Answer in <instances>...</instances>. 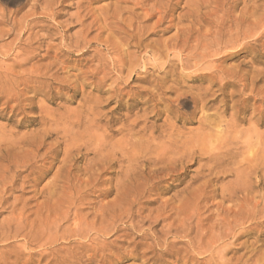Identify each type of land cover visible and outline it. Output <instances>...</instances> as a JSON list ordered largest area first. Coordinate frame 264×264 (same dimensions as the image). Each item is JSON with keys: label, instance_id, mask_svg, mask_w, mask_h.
<instances>
[{"label": "rangeland", "instance_id": "rangeland-1", "mask_svg": "<svg viewBox=\"0 0 264 264\" xmlns=\"http://www.w3.org/2000/svg\"><path fill=\"white\" fill-rule=\"evenodd\" d=\"M245 1L170 0L169 8L164 9L161 5L166 0H0V264H52L50 259L66 256L65 250L56 249L68 248L72 256H79L69 257V262L87 264L84 256L91 251L79 249V244L102 249L107 264H182L170 257H152L147 245H139L140 232H148L150 225L154 232L166 223L184 221V226L191 228L187 238H192L198 251V244L206 246L208 234L209 239L213 233L224 234V220L231 225L237 222L231 231L234 236L216 244L217 255L222 253L226 264L253 263L250 258L255 261L254 249H264V222L256 225L244 219L255 202L253 194L241 190L230 201L220 197L222 188L242 183L236 182V169L242 180L247 179L245 186L253 183L252 166L264 158V113H260L264 109V0H256L255 8L246 6ZM195 4L198 9L193 12ZM152 5L157 13L151 14ZM167 9L168 13L163 12ZM221 24L223 41L238 29L241 34L250 31L252 37L243 46L230 45L223 54L210 56L208 44ZM184 39L186 50L182 49ZM185 98H199L200 102H181ZM224 109L227 111L220 120L211 115ZM202 113L210 115L220 129L235 117L242 119L230 130L233 136L218 133V139L213 138L212 145L219 141L224 147L218 144L220 157L208 163L209 144L200 141L203 135L206 138V132L200 130ZM257 118L260 123L255 126ZM171 129L175 141L168 138ZM238 134L240 138L235 139ZM250 135L262 141L253 139L250 146L257 143L249 146L253 150L233 145ZM167 143H175L183 157L170 159V153L163 163L147 161L156 158L159 147L162 151ZM139 149L144 159L134 162L132 156L136 157ZM31 152L33 158L29 159ZM3 155H10L9 160H2ZM28 159V167L16 166ZM108 159L113 163L107 169ZM215 163V171L225 175L214 179L199 173L206 175ZM65 169L71 170L66 173ZM156 170L154 175L149 173ZM123 175L130 177L129 181ZM204 185L206 189L200 192ZM159 209L158 216L165 214L170 219L157 226L149 224ZM86 228L89 238L80 234ZM74 232L78 236L69 239ZM200 257L206 262L210 258Z\"/></svg>", "mask_w": 264, "mask_h": 264}, {"label": "bare ground", "instance_id": "bare-ground-1", "mask_svg": "<svg viewBox=\"0 0 264 264\" xmlns=\"http://www.w3.org/2000/svg\"><path fill=\"white\" fill-rule=\"evenodd\" d=\"M156 1V0H155ZM167 2L165 3V4H162V3H159V5H161V8H164V9H166V8H169V5H170V0H166ZM246 2V6H251V7H253V8H255L256 7V0H247V1H245ZM221 3V2H220ZM119 4V3H118ZM194 4V3H193ZM185 5V4H184ZM186 5H188L189 6V3L187 2L186 3ZM209 5V4H208ZM153 6V5H152ZM157 6V5H156ZM192 6H194L195 7V9L196 10H194L193 12H195V11H197V9H198V7L196 6V4L195 5H192ZM190 7H191V4H190ZM244 7V6H243ZM245 8V7H244ZM167 11H169L168 9L167 10H165V11H163V12H166V13H168ZM255 11V10H254ZM158 12V10H156L155 8H154V6L151 8V14H153V13H157ZM200 12V11H199ZM159 13H161L160 11H159ZM149 14V13H148ZM147 14V17L150 15H148ZM263 14H264V12H263ZM194 15V14H193ZM199 15V14H198ZM196 16V15H195ZM264 16V15H263ZM156 17V16H155ZM97 18V17H96ZM149 18H150V16H149ZM219 20V19H218ZM255 23V22H254ZM257 24V23H256ZM153 25V24H152ZM201 26V25H200ZM152 27V26H151ZM206 27V26H205ZM220 28H218L219 30H217L216 31V33H215V35L213 36V39H212V41H210L209 42V49H210V51L209 52H206L207 54L209 53V55L210 56H219V55H221V54H223L224 52L223 51H225V50H227V48L230 46V45H234V44H240V46H243L244 45V41H246L247 39H249L250 37H252V35H251V32L249 31V32H247V33H243V34H241V32H239V29L235 32V34H231L230 36H232V37H230V39H228V40H226V41H223L222 40V36H223V34H225V32H224V28H222V24H221V26H219ZM237 29V28H236ZM201 31V30H200ZM243 32V31H242ZM23 33V32H22ZM229 33V32H228ZM188 34V33H187ZM235 35V36H234ZM179 36V34L177 35V37ZM184 36V35H183ZM187 36V35H186ZM130 37V36H129ZM195 37V36H194ZM114 38V37H113ZM128 38V37H127ZM111 39V38H110ZM179 39V38H178ZM186 39V38H185ZM184 39V40H185ZM206 39V38H205ZM105 40H107V39H105ZM177 40V39H176ZM204 40V39H203ZM79 41V40H78ZM95 41V40H94ZM178 41V40H177ZM201 42V41H200ZM92 43H94L93 41H92ZM25 44V43H24ZM89 45H90V43H88ZM88 45V46H89ZM128 45V44H127ZM139 45H141L140 44V42H139ZM208 45H207V49H208ZM186 46H187V41L185 40L184 41V44H183V50H186V49H184V48H186ZM85 47V46H84ZM166 47V46H165ZM181 48V47H180ZM203 49H204V47H203ZM202 49V50H203ZM69 51V50H68ZM100 51V50H99ZM196 51V50H195ZM208 51V50H207ZM210 52H211V54H210ZM20 53V52H19ZM190 53V55L191 54H195V52H189ZM32 54V53H31ZM19 55V54H18ZM129 55V54H128ZM187 56H188V54H187ZM192 56V55H191ZM200 56H201V53H200ZM130 57V56H129ZM189 57V56H188ZM207 57V56H206ZM21 58H23V57H21ZM24 58H25V56H24ZM23 58V59H24ZM26 58H27V56H26ZM201 58H203V57H201ZM205 58V57H204ZM221 58V57H220ZM28 60H29V58H27ZM26 60V59H25ZM118 60V59H117ZM120 60V59H119ZM124 59H121V61H122V63L123 62H125V61H123ZM131 60V59H130ZM120 63L121 62H119L118 64L120 65ZM131 63V62H130ZM241 63V62H240ZM117 64V65H118ZM124 64V63H123ZM125 64H126V62H125ZM190 64V63H189ZM118 65V66H119ZM127 65V64H126ZM27 66V65H26ZM132 66V65H131ZM25 67V66H24ZM32 67V66H31ZM134 67H135V65H134ZM134 67H133V69H134ZM44 68H46V67H44ZM119 70V69H118ZM225 70H226V68H225ZM93 71V70H92ZM121 71V70H120ZM234 71V70H233ZM232 71V72H233ZM44 72V71H43ZM134 72V71H133ZM132 73V72H131ZM236 73V72H235ZM33 74V73H32ZM216 74V73H215ZM261 74V73H260ZM91 76V75H90ZM213 76V75H212ZM215 76V75H214ZM49 77V76H48ZM42 78H43V76H42ZM244 78H245V76H244ZM76 79V78H75ZM242 79H243V75H242ZM245 80V79H244ZM66 81V80H65ZM57 82V81H56ZM69 82V81H68ZM241 82V81H240ZM50 84V83H49ZM247 84V83H246ZM243 87H245V85H242ZM2 87V86H1ZM208 89V88H207ZM206 89V90H207ZM209 90H210V88H209ZM179 94V93H178ZM263 94V93H262ZM177 95V94H176ZM198 96H201V95H198ZM201 98V97H200ZM181 99V98H180ZM191 100H187L186 98H185V100L184 99H182L181 100V102H187V101H195V102H197V101H199V98H190ZM178 100V99H177ZM201 100V99H200ZM200 102V101H199ZM198 103V102H197ZM196 103V104H197ZM87 104V103H86ZM92 104V103H91ZM234 106V105H233ZM233 106H231V109L233 108ZM86 107V106H85ZM203 107V106H202ZM205 108V107H204ZM203 110V109H202ZM264 110V109H263ZM263 110H261L260 111V113H264V111ZM226 109H224L223 111H221V112H215V113H213V114H211L215 119H217V120H220V117H221V115L222 114H224V113H226ZM45 112V111H44ZM173 112V111H172ZM71 113V112H70ZM69 113V114H70ZM68 114V115H69ZM260 115V114H259ZM45 116V115H44ZM210 115H205V114H203L202 113V116L200 117V120H199V123H200V130L202 131V132H206V133H204L206 136V138H204V135H203V137L202 136H200V137H198V139L197 140H199L201 137V139L202 140H200L202 143H203V141L205 142V141H207V144H209V147H207V150H206V156H208L207 158H205L206 160H207V163L210 161V160H218V158L220 157V153H218V152H220V147H218L217 145L219 144V141H218V144H214L213 143V145H212V141H213V138H214V140H216L215 138H217L218 136H217V134L218 133H225V134H227V133H230L231 134V132L232 131H230V130H233L234 129V127H236V124H238V122H241L242 121V119L241 118H239V117H235V119L232 121V122H230V124H228L226 127H224L223 129H220L221 128V126L220 125H218V124H215V123H213L211 120H210ZM177 119H179V118H177ZM258 119V118H257ZM244 120V119H243ZM256 121V120H255ZM257 122V123H256ZM255 123V126H257V125H259V119L256 121ZM171 125H174V124H171ZM175 126V125H174ZM169 127V126H168ZM171 127V126H170ZM173 128V127H172ZM253 128V127H252ZM86 129V128H85ZM175 130H178V129H175ZM199 130V131H200ZM253 130V129H252ZM67 131V130H66ZM70 131V130H69ZM130 131V130H129ZM174 130L173 129H171V131H170V133H168L169 134V137L168 138H170L171 140H173V141H175L176 139H173L172 137H173V135L175 136V134H174V132H173ZM177 132V131H176ZM241 132V131H240ZM39 133V132H38ZM59 133V132H58ZM180 133V132H179ZM233 133V132H232ZM242 133V132H241ZM187 134V133H186ZM255 134V133H254ZM29 135V134H28ZM57 135V134H56ZM60 135V134H59ZM72 135V134H71ZM151 135V134H150ZM165 135H166V133H165ZM176 135H177V133H176ZM179 136H181L180 134H178ZM199 135H201L200 134V132L198 133V136ZM219 135V134H218ZM221 135V134H220ZM232 135V134H231ZM24 136V135H23ZM27 136V135H26ZM132 136V135H131ZM153 136V135H152ZM188 136V135H187ZM227 136V135H226ZM233 136V135H232ZM238 136H239V134H238ZM238 136H236L235 135V139H238V138H240V136L238 137ZM242 136V135H241ZM164 137H167V136H164ZM177 137V136H176ZM190 137V136H189ZM219 137H222V135L221 136H219ZM223 137H224V135H223ZM231 137V136H230ZM130 138V137H129ZM157 138V137H156ZM159 138V137H158ZM157 138V139H158ZM163 138V137H162ZM175 138V137H174ZM177 138H180V137H177ZM20 139H21V137H20ZM25 139V138H24ZM31 139V138H30ZM121 139V138H120ZM150 140H151V138H149ZM154 139V138H153ZM218 139V138H217ZM221 140H224V138L222 139V138H220ZM233 139V138H232ZM248 140H246V141H243V142H239L238 141V143L237 144H233V145H241L242 147L243 146H245L244 148H246V147H249L250 145H251V142H253V139H256V141L258 142V140L260 139L259 137H257V135H250L248 138H247ZM156 140V139H155ZM241 141H242V137H241V139H240ZM42 141H44V139L42 140ZM42 141H41V143H42ZM92 141V140H91ZM111 141V140H110ZM134 141V140H133ZM132 141V142H133ZM167 141V140H166ZM169 141V140H168ZM177 141H179L178 139H177ZM233 141V140H232ZM255 141V142H256ZM264 141V140H263ZM15 142V141H14ZM170 142V141H169ZM220 142H222V143H226L227 141H220ZM254 142V143H255ZM259 142H262L261 141V139H260V141ZM258 142V143H259ZM44 143V142H43ZM124 143L125 142H123L122 141V147H123V145H124ZM149 143V142H148ZM159 143H161V142H159ZM163 143V142H162ZM161 143V144H162ZM176 143V142H175ZM175 143H173L174 145H175ZM180 143V142H179ZM178 142H177V144H179ZM182 143H184V142H182ZM225 143H224V145H225ZM16 144H18L17 142H16ZM20 144V143H19ZM45 144V143H44ZM43 144V145H44ZM98 144V143H97ZM129 144H130V142H129ZM128 144V145H129ZM166 144V143H165ZM173 144H170V143H167V145H164L165 147H164V149L161 151V148L159 147V149H160V151L158 150V148H157V150L159 151L158 153V155H155V153L157 152L156 150H155V152L154 153H152V154H154L155 156H156V158H154V159H151V157L149 158V160H147V161H151V163H153V164H157V163H160V162H162L163 163V161H164V159H165V157H166V155H168V154H170L171 153V155L170 156H172L170 159H173V158H175V159H178L180 156H182L181 154H183V153H181ZM257 144V143H256ZM256 144H254V145H256ZM58 145V144H57ZM96 145V144H95ZM99 146H101L100 144H98ZM97 145V146H98ZM103 146H105L104 144H102ZM110 145V144H109ZM120 145V144H119ZM128 145H126L127 147H128ZM158 145V144H157ZM182 145V144H181ZM185 145V144H184ZM184 145H183V147H184ZM196 145H198V144H196ZM203 145V144H202ZM201 145V146H202ZM215 145V146H214ZM221 145V148H222V146H223V144H219V146ZM232 145V144H231ZM230 143H229V149L227 148V150H228V152H229V150H230ZM254 145H252L253 147H254ZM261 145H262V143H261ZM32 146V145H31ZM78 146V145H77ZM102 146V149L104 148ZM125 146V147H126ZM133 146H135V144L133 145ZM132 146V147H133ZM162 146H163V144H162ZM204 146V145H203ZM207 146V145H206ZM252 146H250V147H252ZM260 146V145H259ZM264 146V145H263ZM38 147H41V146H39L38 145ZM93 147H94V145H93ZM115 147L116 146H114V149H115ZM192 147V146H191ZM224 147V146H223ZM226 147H227V145H226ZM249 147V148H250ZM252 147V148H253ZM15 148V147H14ZM34 148V147H33ZM36 148H37V146H36ZM45 148V147H44ZM100 148V147H99ZM105 148H107V147H105ZM120 148V147H119ZM179 148V147H178ZM188 148V147H187ZM249 148H246V149H248L249 150ZM252 148H250V150L252 149ZM97 149V148H96ZM108 149V148H107ZM110 149V148H109ZM113 149V150H114ZM121 149V148H120ZM126 149V148H125ZM124 149V150H125ZM192 149V148H191ZM203 149H204V147H203ZM225 149V148H224ZM0 150H1V148H0ZM22 150V149H21ZM20 150V151H21ZM30 151H31V149H29ZM33 150H36V149H33ZM140 150V149H139ZM150 150V149H149ZM226 150V151H227ZM253 150V149H252ZM7 151V153L9 152L8 150H6ZM11 151V153L13 152V149L12 150H10ZM24 151V150H23ZM23 151H21V153H22V156L24 157V155H25V153H23ZM27 150H25V152H26ZM37 151H38V149H37ZM78 151V150H77ZM99 151V150H98ZM102 150H100V152H101ZM114 151H116V150H114ZM118 151V150H117ZM141 151V150H140ZM1 152V151H0ZM28 152V151H27ZM92 152V151H91ZM96 152H97V150H96ZM119 152V151H118ZM183 152V151H182ZM204 152H205V150H204ZM244 152V151H243ZM6 153V154H7ZM10 153V152H9ZM10 153V154H11ZM16 153H18V151L16 152ZM20 153V152H19ZM18 153V154H19ZM32 153L33 152H31V155H28L29 156V159H30V156H32ZM37 153V152H36ZM45 153H46V151H45ZM95 153V152H94ZM102 153V152H101ZM104 153H105V151H104ZM117 153V152H116ZM115 153V154H116ZM119 153H121V152H119ZM123 153V152H122ZM137 153H138V155H136V157H134V156H132V158H133V161L134 162H136V161H138L139 159L141 160V159H144L143 157L144 156H142V154L144 153H142V151L139 153L138 151H137ZM186 153V152H185ZM27 154V153H26ZM28 154H29V152H28ZM35 154V153H34ZM33 154V155H34ZM103 154V153H102ZM108 154H109V152H108ZM111 154V153H110ZM109 154V155H110ZM135 154V153H134ZM13 155V154H12ZM20 155V154H19ZM79 155V154H78ZM105 155V154H104ZM109 155H107L106 154V156H108L109 157ZM153 155V156H154ZM222 155V154H221ZM10 156V155H9ZM9 156H7L8 158H9ZM21 156V157H22ZM35 156V158H36V154L34 155ZM42 156V155H41ZM44 156H46V155H44ZM67 156V155H66ZM99 157H101L100 155H98ZM97 156V157H98ZM117 156V155H116ZM150 156H152V155H150ZM173 156H175V157H173ZM178 156V157H177ZM202 156V155H201ZM263 156H264V152H263ZM263 156H262V158H263ZM7 157H5L4 158V155H3V158H2V160L3 159H6ZM26 158H27V156H25ZM24 157V158H25ZM68 158H66V159H68L69 160V156H67ZM78 157V156H77ZM96 157V156H95ZM105 157V156H104ZM110 157H111V155H110ZM115 157V156H114ZM131 157V156H130ZM139 157H141V158H139ZM183 157V156H182ZM185 157V156H184ZM1 158V157H0ZM7 158V159H8ZM25 158V159H26ZM32 158H33V156H32ZM31 158V160L33 161V160H35V159H32ZM42 158V157H41ZM43 158H45V157H43ZM106 158V157H105ZM112 158V157H111ZM181 158V157H180ZM258 158V157H257ZM24 159V160H25ZM28 159V160H29ZM66 159H65V164H66ZM107 159V158H106ZM118 159H120V157L118 158ZM122 159V158H121ZM167 159V158H166ZM169 159V158H168ZM168 159H167V161H168ZM175 159H174V161H175ZM210 159V160H209ZM250 159V158H249ZM254 159V158H253ZM9 160V159H8ZM28 160H26V162L25 161H23L22 163H14V164H16V166H18V167H22V168H26V166L27 165H29V162H30V160L28 161ZM44 160V159H43ZM73 160H74V158H73ZM73 160H71V162L73 161ZM97 160V159H96ZM110 160V161H109ZM114 160V159H113ZM116 160H117V158H116ZM115 160V161H116ZM131 159H129V161H130ZM75 161V160H74ZM73 161V162H74ZM108 161V163L110 162V164L108 165V164H106L105 165V160L103 161L104 162V165L105 166H107V169L108 168H111L110 166H111V163H113V162H111V159H108L107 160ZM119 161V160H118ZM123 161V160H122ZM128 161V162H129ZM241 161V160H240ZM252 161V160H251ZM257 161V160H256ZM63 162H64V160H63ZM95 162V161H94ZM144 162V161H143ZM166 162V161H165ZM177 162V161H176ZM245 162H246V160H245ZM253 162H255V159H254V161ZM253 162H252V164H253ZM31 163H33V162H31ZM67 163H70V162H67ZM161 163V164H162ZM95 164H97V163H95ZM115 164V163H114ZM132 164V163H131ZM136 164V163H135ZM139 164V163H138ZM171 164H174V162L172 161L171 162ZM251 164V165H252ZM8 165V164H7ZM33 165V164H32ZM68 165V164H67ZM99 165V163L97 164V166ZM134 165V164H133ZM250 165V166H251ZM70 167H72L71 166V164L69 165ZM120 166V168H121V165H119ZM165 166V165H164ZM162 167V168H165V167ZM218 166V164L217 163H215V164H212L209 168H207V173H206V175H205V173H203V172H199L200 174H202L204 177H210V176H212V177H214V179H218L219 178V176H220V174H224L223 172H221V171H218V172H216L215 171V169H216V167ZM249 166V165H248ZM8 167V166H7ZM7 167H5L6 169H7ZM14 167V166H13ZM18 167H15V170H17V168ZM28 167V166H27ZM104 167V166H103ZM124 167V166H123ZM156 167V166H155ZM36 168V167H35ZM66 168H67V166H66ZM69 168V167H68ZM106 168V167H105ZM129 168V167H128ZM13 169V168H12ZM38 169V168H37ZM40 169V168H39ZM38 169V170H39ZM43 169V168H42ZM36 170V169H35ZM66 170V169H65ZM69 169H67L65 172L67 173V171H68ZM71 170V169H70ZM69 170V171H70ZM98 170V169H97ZM160 170H161V168H160ZM164 170V169H163ZM168 170V169H167ZM239 170V169H238ZM237 169L235 170V176H236V182L239 180V181H242V183H237V185H233L232 187L230 186V187H225V188H222L221 189V194H220V197H221V199L223 200V201H227V200H231V198H232V196L235 194V193H237L238 191L240 192L241 190H243L244 192L246 191V194H248L247 192H249V196L251 195V194H253V199H255V202L253 203V205H252V207H251V209H250V213H249V216L248 217H246V218H244V219H247V220H250L251 222H255L256 223V225H261L263 222H264V191H261V188L262 187H264V158L261 160V161H259V158H258V161L256 162V163H254L253 164V166H252V170H253V177H254V181H253V183H251L250 185H247V186H245V184H247L246 183V181H247V179L246 180H242L243 178H242V176L240 175V171H238ZM248 170V169H247ZM59 171V170H58ZM68 171V172H69ZM242 171V170H241ZM17 172V171H16ZM36 172H38L37 170H36ZM42 172V171H41ZM96 172V171H95ZM127 172V171H126ZM131 172V171H130ZM135 172H136V170H135ZM139 172L140 171H138L137 173V175H139ZM158 172V170H156V171H149V173H152L153 175L155 174V173H157ZM162 171H159V173H158V175L161 173ZM179 173H180V171H178ZM243 173H244V171H242ZM129 173V172H128ZM141 173H143V171L141 172ZM163 173H164V171H163ZM71 174V173H70ZM89 174H91V173H89ZM132 174V173H131ZM165 174V173H164ZM242 174V173H241ZM246 174V173H245ZM58 175V174H57ZM60 175H62L61 173H60ZM119 175V174H118ZM199 175V174H198ZM219 175V176H218ZM225 175V174H224ZM247 175V174H246ZM68 176V175H67ZM129 176H130V174H129ZM218 176V177H217ZM223 176V175H222ZM244 176V175H243ZM58 177V176H57ZM56 177V178H57ZM61 177V176H60ZM88 177V176H87ZM120 177V176H119ZM119 177H117V178H119ZM123 177L125 178V179H129V178H127L126 176H124L123 175ZM138 177L139 176H137V179H138ZM143 177V176H142ZM197 177V176H196ZM12 178V177H11ZM63 178H69V177H63ZM162 178V177H161ZM200 178V177H199ZM242 178V179H241ZM122 179V178H121ZM125 179H124V181H125ZM134 179L136 180V178H135V174H134ZM201 179V178H200ZM57 180V179H56ZM56 180H54L55 182L54 183H56L57 181ZM66 180H68V179H66ZM126 180V181H127ZM139 180V179H138ZM151 180V179H150ZM13 181V180H12ZM96 181V180H95ZM129 181V180H128ZM250 181V180H249ZM135 182V181H134ZM244 182V183H243ZM125 183V182H124ZM131 183H133V182H131ZM205 183H208V182H205ZM249 183V182H248ZM139 184V183H138ZM210 184V183H209ZM47 185V184H46ZM122 185V184H121ZM126 185V184H125ZM129 185V184H128ZM127 185V186H128ZM131 185V184H130ZM206 185V184H205ZM205 185L204 186H202V190L200 191V192H202V191H204L203 190V188L205 187ZM5 186V185H4ZM50 186V185H49ZM123 186V185H122ZM3 187V186H2ZM117 187V186H116ZM0 189H3V188H0ZM116 189V188H115ZM147 189V188H146ZM154 189V188H153ZM204 189H206V187L204 188ZM149 191H152V189L150 190V189H148ZM109 191V190H108ZM112 191V190H111ZM103 192V191H102ZM106 192V191H105ZM145 192V191H144ZM154 192V191H153ZM157 192V191H156ZM143 193V192H142ZM147 193V192H146ZM193 193V192H192ZM214 195H216V189H213V192H212ZM1 194V193H0ZM103 194V193H102ZM149 194H151V193H149ZM159 194V193H158ZM117 195H120L119 193L117 194ZM101 196V195H100ZM202 196V195H201ZM120 197V196H119ZM0 198H1V196H0ZM6 198V197H5ZM244 198H245V196H244ZM250 198V197H249ZM247 196H246V200L247 199H249ZM170 199V198H169ZM174 199H175V196H174ZM252 199V197H251V200H253ZM120 200V199H119ZM119 200H118V202H119ZM122 200H124V198L122 197ZM173 200V199H172ZM250 200V199H249ZM248 200V201H249ZM125 201V200H124ZM181 201H182V199H181ZM194 201V200H193ZM3 202V201H2ZM5 202V201H4ZM166 202V201H165ZM183 202V201H182ZM117 203V202H116ZM167 203H168V201H167ZM167 203L166 204H164V206L166 205L167 206ZM189 203V202H188ZM112 204H114V203H112ZM119 204H120V202H119ZM162 203H161V206L163 205ZM170 204V203H169ZM219 204L221 205V203L219 202ZM219 204H218V206H219ZM171 205V204H170ZM170 205H169V207H170ZM174 205V204H173ZM160 206V208L162 209V207ZM163 206V207H164ZM165 206V207H166ZM178 206V205H177ZM184 206V205H183ZM201 206V205H200ZM199 206V207H200ZM179 207V206H178ZM25 208V207H24ZM24 208L23 209H21V212H22V214H23V211L22 210H24ZM112 208H114V206L112 207ZM116 208V207H115ZM173 208V207H172ZM205 208V207H204ZM222 208V207H221ZM14 209V208H13ZM101 209H102V207H101ZM180 209V208H179ZM223 209V208H222ZM221 209V210H222ZM168 210V209H167ZM174 210V209H173ZM172 210V211H173ZM220 210V211H221ZM239 210V209H238ZM102 211H103V209H102ZM155 211V210H154ZM162 211H163V209H162ZM169 211H170V209H169ZM181 211V210H180ZM209 211H211V210H209ZM223 211V210H222ZM156 212H158V213H156V215L158 214V215H160L159 214V212H160V209L158 210V211H156ZM14 213V212H13ZM101 213V212H100ZM150 213H152V211H150ZM224 213V212H223ZM227 213V212H226ZM99 214V213H98ZM137 214H139V212L137 213ZM164 214V213H163ZM162 214V215H163ZM13 215V214H12ZM105 215V214H104ZM125 215H127V214H125ZM150 214H148L147 215V217L149 216ZM154 215V214H153ZM155 215V216H156ZM157 215V217H155V218H153V220L151 219V222L149 223V224H155L156 226L157 225H159V223L160 222H162L163 224L164 223H166L165 221H167L168 219H170V216H166L165 214H164V216L165 217H161V216H158ZM186 215V214H185ZM78 217L77 216V213H76V215H75V213H74V217ZM134 216V215H133ZM184 216V215H183ZM23 217V216H22ZM100 217H102L101 216V214H100ZM105 217H107V216H105ZM111 217V216H110ZM120 217V216H119ZM150 217V216H149ZM172 217V216H171ZM85 219H86V217H84ZM83 218V219H84ZM140 218V217H139ZM151 218H152V216H151ZM250 218V219H249ZM77 219V218H76ZM83 219L81 218L80 220H82L83 221ZM109 219V218H108ZM135 219V218H134ZM133 219V220H134ZM143 219H144V217H143ZM147 219V218H146ZM149 219V218H148ZM243 219V220H244ZM75 220V219H74ZM77 220H79V219H77ZM103 220V219H102ZM173 220V219H172ZM184 220V219H183ZM186 220V219H185ZM85 221V220H84ZM148 221V220H147ZM179 221V220H178ZM74 222V221H73ZM80 222V221H79ZM86 222V221H85ZM93 222V221H92ZM142 222V221H141ZM145 222H146V220H145ZM169 222V221H168ZM236 220H235V222H234V224L233 225H231L230 224V221H228V220H224V225H227V227L225 228L226 229V231L224 232V234L223 235H221V234H217V235H215L214 233V235L212 234L211 236V238L209 239V234H208V236H206L207 237V239H208V241H207V243H206V246L205 247H202V246H200V244H198V247H196V249H198V251H195V249H194V245H192V238L191 239H188L189 237V235H190V231H191V228H189L188 226H184V224H185V222L184 221H179L178 222V224H176L175 225V222H170V223H166L165 225H162L161 226V229H158L159 231H156V230H154V232H152L151 230H152V228L149 226V229H148V232L147 231H141L140 233V235L138 236V239H140L139 240V242H141V243H139V245H147L148 246V252L149 253H151V254H153L152 255V257H156V258H161V257H170V258H173V259H175V261H178V262H182V264H187V263H189V262H192V263H194V264H226L225 263V259H224V256H223V254L222 253H220L219 255H217L218 254V252H216L215 251V249H216V244H217V246L220 244V243H222L225 239H229V238H231V237H233L234 235L231 233V231L236 227ZM82 223V222H81ZM87 223V222H86ZM104 223H106V222H104ZM140 223V222H139ZM197 223V222H196ZM199 223V222H198ZM20 224V223H19ZM18 224V225H19ZM93 224V223H92ZM106 224H109L108 222L106 223ZM115 224V223H114ZM143 224V223H142ZM187 224V223H186ZM201 224V223H200ZM85 225V224H84ZM144 225V224H143ZM142 225V226H143ZM198 225V224H197ZM197 225H196V227H197ZM56 226V225H55ZM74 226V225H73ZM88 226H90L89 224H88ZM87 226V227H88ZM195 226V225H194ZM201 226V225H200ZM199 226V227H200ZM103 227V226H102ZM111 227V226H110ZM55 228V227H54ZM96 228V227H95ZM101 228V227H100ZM113 228V227H112ZM148 228V227H147ZM194 228V227H193ZM192 228V229H193ZM212 228H214V227H212ZM105 229L106 230H108V228L107 227H105ZM113 229H116V228H113ZM196 229V228H195ZM197 229H199V228H197ZM197 229H196V232H203L201 229H199L198 231H197ZM91 230H93V229H91ZM101 230H103V229H101ZM110 230H112V229H110ZM145 230V229H144ZM179 230V231H178ZM74 231H75V229H74ZM193 231V230H192ZM84 232H86V234L84 233ZM83 232V234H82V232H80V234L81 235H84L83 237H86V238H89V236H88V230H87V228L85 229V231ZM150 232V233H149ZM66 233V232H65ZM64 233V234H65ZM67 234H69V233H66V235ZM99 234V233H98ZM101 234V233H100ZM197 233H195L194 235H196ZM199 234V233H198ZM206 234V233H205ZM211 234V233H210ZM232 234V235H231ZM201 235V234H200ZM199 235V236H200ZM14 236V235H13ZM65 236V235H64ZM68 236V235H67ZM75 237V236H78V234L77 233H75L74 232V234H72V235H70L68 238L70 239V237L72 238V237ZM80 236V235H79ZM91 236V235H90ZM199 236L198 235H196V237H198L199 238ZM205 236V235H204ZM231 236V237H230ZM9 237V236H8ZM62 236H60V238H61ZM81 237V236H80ZM188 237V238H187ZM196 237L195 238H193V239H195L196 240ZM201 237V236H200ZM26 238V237H25ZM59 238V237H58ZM79 238V237H78ZM187 238V239H186ZM6 239H8V238H6ZM169 239H171V240H169ZM201 239V238H200ZM53 240V239H52ZM150 242H149V241ZM36 241V240H35ZM34 241V242H35ZM51 241V240H50ZM57 240H56V237H55V241H52L53 243L54 242H56ZM92 241H94V239H92ZM149 242V243H146V242ZM196 241H198V240H196ZM200 241V240H199ZM27 242H28V240H27ZM49 242V241H48ZM33 243V242H32ZM38 243V242H37ZM36 243V244H37ZM45 243H47V242H45ZM62 243V242H61ZM193 243H194V241H193ZM41 244V243H40ZM42 244H43V242H42ZM97 244V243H96ZM95 244V245H96ZM181 245V246H183V247H181V248H179V247H177V245ZM195 244V243H194ZM51 245H52V243H51ZM86 245V244H85ZM80 246V244H79V249H85V248H89V250L91 251L90 253V255L88 254V256H84V258H86V263L87 264H94L95 263V257L96 256H98V254H99V256H100V258L98 259V261H96V263L95 264H107L106 263V261H105V256L106 255H103V250L102 249H100L99 247L98 248H96L95 246L93 247V245L91 244V245H89V246ZM98 245V244H97ZM138 245V244H137ZM26 246H27V244H26ZM26 246H24V247H26ZM38 246V245H37ZM45 247L46 246H50L49 245V243L47 244V245H44ZM110 246V245H109ZM136 246V245H135ZM102 247H104V245L102 246ZM106 247V246H105ZM112 247V246H111ZM110 247V248H111ZM41 248V247H40ZM42 248H43V246H42ZM113 248H115V247H113ZM135 248H137V247H135ZM26 249V248H25ZM46 249V248H45ZM104 249V248H103ZM105 249H107V247L105 248ZM38 250V249H37ZM56 250H58V251H61V252H63L64 250H65V253H66V256H64V258H62L61 260H59L58 258H52V260L50 259V262L49 263H54V264H64V263H66L67 262V264H77V261L78 260H76V261H68L67 259H69L70 260V258L69 257H73V258H75L76 257V253H75V255L74 256H72L71 255V249L70 248H68L67 250L66 249H56ZM55 250V251H56ZM110 250V249H109ZM58 251H57V254H58ZM107 251H108V249H107ZM113 251V250H112ZM253 251V250H252ZM251 251V252H252ZM50 252V251H49ZM106 252V251H105ZM254 255L256 256V259H255V261L252 259V258H250V260L253 262V263H250V264H263L264 263V249L263 248H261V249H259V250H257V251H255V249H254ZM81 253H82V251H81ZM22 254V253H21ZM32 254V253H31ZM34 254V253H33ZM48 254V253H47ZM50 254H52L53 255V251H52V253H50ZM57 254L55 255L56 257H57ZM80 254V253H79ZM199 255L198 257H196V255ZM24 255V254H23ZM36 255V254H35ZM83 255V254H82ZM202 255H207V256H209L210 258L207 260L208 262H206L205 260L203 261V257H200V256H202ZM32 256V255H31ZM41 256V258L43 257V255H40ZM40 256H39V259H40ZM49 256V255H48ZM51 256V255H50ZM15 257H17V256H15ZM19 257V256H18ZM17 257V258H18ZM34 258V257H33ZM77 259H79V256H77L76 257ZM31 259V258H30ZM29 259V260H30ZM72 259V258H71ZM15 260H16V258H15ZM34 260H36V259H34ZM42 260V259H41ZM43 260H44V257H43ZM202 260V261H201ZM17 261H19V259H17ZM82 261V260H81ZM32 262V261H31ZM41 262V261H40ZM84 262H85V260H84ZM26 263V262H25ZM28 263V262H27ZM52 263V264H53ZM78 263H80V262H78ZM246 264H248V263H246Z\"/></svg>", "mask_w": 264, "mask_h": 264}]
</instances>
